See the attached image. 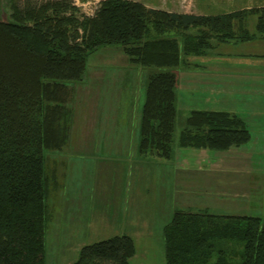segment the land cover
<instances>
[{
	"label": "trees",
	"instance_id": "16d2710c",
	"mask_svg": "<svg viewBox=\"0 0 264 264\" xmlns=\"http://www.w3.org/2000/svg\"><path fill=\"white\" fill-rule=\"evenodd\" d=\"M7 4L9 14L0 19V264H44L45 151L67 142L68 101L72 85L85 80L87 57L116 46L148 70L138 151L170 158L177 68L215 43L264 36V6L197 15L101 0L91 15L79 16L68 0ZM249 140L237 115L192 110L177 146L227 150ZM163 238L165 264H264V219L258 216L175 211ZM134 254L132 238L116 235L83 246L71 264H129Z\"/></svg>",
	"mask_w": 264,
	"mask_h": 264
},
{
	"label": "rangeland",
	"instance_id": "374dc122",
	"mask_svg": "<svg viewBox=\"0 0 264 264\" xmlns=\"http://www.w3.org/2000/svg\"><path fill=\"white\" fill-rule=\"evenodd\" d=\"M7 1L1 0L0 19L9 14ZM23 1L19 0L21 6ZM68 1L81 16L91 15L101 0ZM133 1L194 14L243 7L237 6V0ZM252 25L251 21L248 26ZM254 51L260 50L249 42L231 41L215 45L208 54L225 53L226 58L234 59L237 54ZM125 56L121 48L106 46L87 57L85 80L72 85L68 101L71 123L67 142L58 150L45 151L44 264H71L83 246L123 234L131 236L135 248L129 264H165L163 228L175 211L264 219V142L260 135L254 133L252 141L239 147L209 150V156L221 157V172L210 173L209 177L215 178L202 186L204 175L197 171L198 166L183 164V160L190 162V153L198 149L177 146L188 108L197 104L186 95L179 96L176 103L171 157L139 153L148 70L131 64ZM237 151L253 156L255 164L241 166L248 167V172L229 165ZM190 167H194V178L187 182L185 173ZM201 167L205 170L207 166Z\"/></svg>",
	"mask_w": 264,
	"mask_h": 264
},
{
	"label": "crops",
	"instance_id": "0c3cea01",
	"mask_svg": "<svg viewBox=\"0 0 264 264\" xmlns=\"http://www.w3.org/2000/svg\"><path fill=\"white\" fill-rule=\"evenodd\" d=\"M239 5L243 7L237 8V10L249 9L254 6H264V0H237V6ZM207 14L209 13H199L197 15ZM251 21L253 25L250 28L248 24ZM248 24H246L248 31L252 33L254 31V21L249 19ZM234 42H249L256 50L260 51L234 54L237 56L234 59L226 58L225 53H215L213 56L207 53L201 56L186 57L185 64H182L176 70V103H179V96L184 94L198 104L188 108L191 109L190 111L219 110L235 114L244 122L250 133L251 141L253 134L257 133L264 142V36H256L248 41ZM221 44L225 45V43H215L217 46ZM215 45L211 51L214 50ZM123 55L125 56L124 53ZM125 57L127 58V56ZM123 68L125 71H137L136 68L132 67ZM260 138L258 137L259 141ZM208 151V149L195 150L190 153V162L183 160L184 165L198 166L196 167L197 171L202 172L204 175H201L202 186L204 183L206 185L210 184L211 180L215 178L209 177L210 173L221 172V168L218 167V165H221V157H211ZM253 161V156L249 155L248 152L237 151L231 155L229 165L237 166V171L246 170L248 172V167L243 169L241 166L253 165L255 164ZM202 165L207 166L205 170L201 167ZM192 168L194 167L186 169L185 178H187V182L194 178Z\"/></svg>",
	"mask_w": 264,
	"mask_h": 264
}]
</instances>
